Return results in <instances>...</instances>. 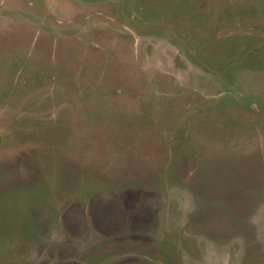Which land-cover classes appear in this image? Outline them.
I'll return each instance as SVG.
<instances>
[{
    "label": "rangeland",
    "instance_id": "374dc122",
    "mask_svg": "<svg viewBox=\"0 0 264 264\" xmlns=\"http://www.w3.org/2000/svg\"><path fill=\"white\" fill-rule=\"evenodd\" d=\"M0 264H264V0H0Z\"/></svg>",
    "mask_w": 264,
    "mask_h": 264
}]
</instances>
